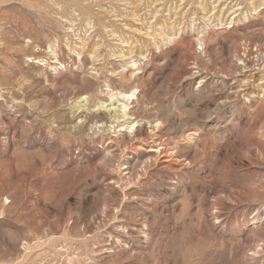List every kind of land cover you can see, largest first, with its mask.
Listing matches in <instances>:
<instances>
[{
    "label": "rangeland",
    "instance_id": "374dc122",
    "mask_svg": "<svg viewBox=\"0 0 264 264\" xmlns=\"http://www.w3.org/2000/svg\"><path fill=\"white\" fill-rule=\"evenodd\" d=\"M0 264H264V0H0Z\"/></svg>",
    "mask_w": 264,
    "mask_h": 264
},
{
    "label": "bare ground",
    "instance_id": "6f19581e",
    "mask_svg": "<svg viewBox=\"0 0 264 264\" xmlns=\"http://www.w3.org/2000/svg\"><path fill=\"white\" fill-rule=\"evenodd\" d=\"M133 91L127 92V93H118L117 94L118 95V98L115 97V95H113V94L109 95L108 100L110 102L115 101L116 103H118L119 101H121L120 104L117 105L118 109L115 110L114 111V114L113 115H110V117H109V119H111V122H110L111 124H116V123H119V122H125V121H127L131 117V109L128 106L130 104H132V102H133L134 99L137 100V98L135 97V94H134ZM109 104L106 105V103H101L100 102L101 108L104 107V110H105V108L107 106H109ZM106 111H109V109L106 110ZM105 119H106V116L104 114H102L101 118L99 120H97L96 122H103V120H105ZM92 123H93V121H92ZM134 123H132V127L134 126ZM136 124H137V122H136ZM129 126H131V124ZM137 127H138V125H136V128ZM136 128H135L136 132L137 131L138 132L141 131L140 128H138V129H136Z\"/></svg>",
    "mask_w": 264,
    "mask_h": 264
}]
</instances>
